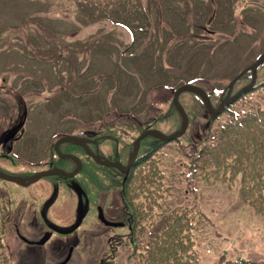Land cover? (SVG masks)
Masks as SVG:
<instances>
[{
    "label": "rangeland",
    "instance_id": "374dc122",
    "mask_svg": "<svg viewBox=\"0 0 264 264\" xmlns=\"http://www.w3.org/2000/svg\"><path fill=\"white\" fill-rule=\"evenodd\" d=\"M262 54L264 0H0V146L12 157L6 159L0 151V166L17 176L48 169L53 160L74 169V164L56 159V142L65 136L84 137L89 140L84 150L73 145L61 152L75 151L84 161L76 183L87 189L95 172L102 186L94 191L95 204L73 236L64 241L54 233L46 247H39L37 242L50 230L41 214L48 198L55 199L49 208L52 221L63 231L76 224L78 199L72 180L50 175L24 188L0 178V241L10 253L3 264H60L71 246L70 264L134 263V249L150 244L179 213L192 221L182 235L192 241L198 264L232 259L264 264V215L243 202L240 181L200 179L195 165L200 158L191 156L202 145L207 127L216 135L228 113L218 118L199 113L198 107L193 109L197 99L185 95L181 103L192 117L184 136L164 143L147 135L140 141L138 152L166 168L164 195L152 190L163 195L157 198L166 211L142 208L155 218L145 217L144 238L136 233L137 241L129 224L115 228L101 223L100 203L109 207L104 210L113 221L125 220L117 196L123 177L117 176L119 168L108 165L100 176L95 159L113 146L118 153L110 157L125 162L143 132L178 131L183 118L173 100L184 84L203 88L218 106L232 81ZM249 75L235 91L251 81ZM261 93L264 86L236 102L234 109L264 107ZM93 138H98L99 149ZM104 175L115 177L114 184L100 180ZM150 191L138 192L144 204ZM17 230L35 243L21 239ZM179 259L188 262L183 255Z\"/></svg>",
    "mask_w": 264,
    "mask_h": 264
},
{
    "label": "trees",
    "instance_id": "16d2710c",
    "mask_svg": "<svg viewBox=\"0 0 264 264\" xmlns=\"http://www.w3.org/2000/svg\"><path fill=\"white\" fill-rule=\"evenodd\" d=\"M246 76L239 82L246 81ZM248 78H251V75ZM214 94L217 95V93ZM185 95L197 99L193 109L198 107L199 113L203 110L207 114L206 106L199 96L193 93H184L182 95L183 98ZM211 99L215 104L216 100L212 97ZM184 106L186 109L191 110L187 102H185ZM151 124V122L145 123L146 127L151 126ZM176 131L175 127H171V130H165L164 132L171 134ZM213 131L211 126L207 127L206 137L202 141L203 147L199 151L197 149L193 155L196 159L200 158V173L202 177L208 182L231 183L240 181L243 202L255 208L259 214L264 215V108L258 107L243 115L232 112L216 135ZM149 145L151 146L152 144ZM5 148L7 147L5 146ZM5 148L0 146L2 157L12 160L10 153L7 152L8 148ZM105 148V153L108 150L107 154L110 153L109 155L114 156V153L117 152L116 147L115 149L113 146ZM101 152L104 153L102 150ZM197 152L198 154L196 155ZM144 157L143 161L137 165L138 170L131 177L132 182L129 183V187L124 191L127 201L129 200L128 202L133 206L137 216L139 214L144 216L141 212L143 206L138 201L140 195L137 193L140 188L151 190L150 192L162 191L164 195V183L162 184V181L164 179L163 175L165 176L166 174L165 170L154 160L146 159L148 158L147 155ZM157 168H159L158 171ZM92 175L91 185L96 188L102 187L99 184L101 181L97 184V174L93 172ZM163 195H160L161 199L164 198ZM150 196L153 199V193ZM134 201L139 204L136 205ZM152 210L153 207L150 206L149 211ZM149 214L150 212H147L145 217H148ZM180 215L181 213L176 216L173 224L168 226L171 221L166 223L161 230L162 232L160 231L150 244L142 246L140 250L137 247L131 257V261L135 257L134 263L130 262V264H198L197 254L193 251L192 241L188 240L185 235H182L184 226L188 223L191 224L192 221L186 222L185 218L182 219ZM133 216H135L134 213ZM9 255L10 253L7 251L5 244L0 241V264H3L5 257L8 260ZM182 255L183 257H187V263L179 259ZM226 264L260 263L240 259L230 260Z\"/></svg>",
    "mask_w": 264,
    "mask_h": 264
},
{
    "label": "water",
    "instance_id": "95a60500",
    "mask_svg": "<svg viewBox=\"0 0 264 264\" xmlns=\"http://www.w3.org/2000/svg\"><path fill=\"white\" fill-rule=\"evenodd\" d=\"M264 63V54L258 59V61L256 63H254L249 69L253 71V74H254V79H253V82L251 83V85H249L248 87L244 88L242 91H240L237 95H235L234 97H230V94L227 96V98L225 100L222 101L221 105L218 107V108H215L211 102V99L210 97L208 96V94L201 88L197 87V86H194V85H186V86H182L180 87L176 93H175V96H174V104L178 107V110L180 111V113L182 114V118H183V123H182V127H181V130L177 133H174L172 135H166L164 134L163 132L159 131V130H147L145 132H143L141 134V136L135 141V144H134V151H133V155L131 157V161L129 163V166L128 167H124L121 163L117 162V163H114V162H111V161H106V162H103L101 160V157L98 155V156H95V159L98 163L102 164V165H108V166H113V167H117V168H120L121 170H128L130 168V166L133 164V161L136 159L137 157V154H138V149H139V146H140V141L146 137L147 135H154L155 137L157 138H160L161 140L163 141H170V140H173V139H177L181 136H183L187 129H188V126H189V117H188V114L185 112V109L183 108L182 104L180 103V100H179V97L181 95L182 92H185V91H191V92H194V93H197L198 95H200L203 99V101L205 102V104L207 105V108L208 110L210 111V113L212 115H218L219 113H221V111L223 110V108L225 107L226 104L232 102L233 100H235L238 96H240V94H242L244 91L250 89L256 82V78H257V69L260 65H262ZM244 73H242L240 76H238L233 82L232 84L230 85V88L232 90L234 84L236 83V81L243 75ZM230 90V92H232ZM66 142H74L78 145H81L83 147H86L87 148V144L85 142V140L83 138H79V137H73V136H70V137H64L62 139H60L57 143H56V146H55V149L56 151H59V145L62 144V143H66ZM62 157L64 158H68V159H73L75 161H77L78 163V169L73 172V173H67L63 170H60L58 168H54V169H51V170H48V171H44V172H41L39 174H36L34 176H31V177H28V178H21V177H16V176H11V175H7L5 173H3L2 171H0V178L4 179V180H7L9 182H13V183H16V184H19V185H22V186H29L35 182H37L38 180H40L41 178L45 177V176H49V175H63L65 177H74L75 175H77L80 171H81V168H82V163L80 161L79 158H77L76 156L74 155H70V154H61ZM94 158V157H93ZM78 194L81 198V193L80 191L78 190ZM82 198H81V203H80V206L79 208H81L82 206ZM84 218V212L81 211L80 212V218H79V223L78 225H80V223L82 222ZM106 224L108 225H112V226H119L118 224H111V223H108L106 222ZM48 240V236L45 237V239H43L42 241L39 242V244H44L46 241ZM70 258V256H69Z\"/></svg>",
    "mask_w": 264,
    "mask_h": 264
},
{
    "label": "flooded vegetation",
    "instance_id": "af4514ba",
    "mask_svg": "<svg viewBox=\"0 0 264 264\" xmlns=\"http://www.w3.org/2000/svg\"><path fill=\"white\" fill-rule=\"evenodd\" d=\"M90 141H93V140H90ZM57 165V164H56ZM126 174L127 173H123V172H117V176L119 177H123V179L125 180V177H126ZM105 177H107V176H105ZM103 178V177H102ZM94 193V191H91V193L90 194H88V193H86V194H84V198H85V203H86V206H87V209H90V206L91 205H94L95 204V201L93 200L94 199V197H93V199H92V194ZM119 197V196H118ZM121 198H119L120 199V201H119V203L121 204V206H122V210H121V212H122V215L124 216V221L123 222H121V221H117V223H124V224H129V226H130V230L131 229H133V225H132V223H133V214L131 213V211H129L128 210V202H127V200L125 199V197H123V196H120ZM55 199H49L48 198V201H46L45 202V204H44V207H45V209L46 210H44V212L43 213H41L42 214V219H43V222H44V225H45V228H48V229H50V230H48V232L49 231H51L52 233H53V235H54V233H56L57 234V232L56 231H52V229H56L57 231H59L60 233H58V234H61V235H63L62 233H64L62 230H61V225H59V224H57L56 222H54V221H52L51 219V217H49V216H51V214L49 213V208L51 207V206H53L54 204H55V201H54ZM104 208H105V210H110L109 209V207H105V205L103 206ZM99 209H102L103 211H104V214H105V217L108 219V220H110L111 222L113 221V219L108 215V213L106 214V211L101 207V206H98L97 207V210H99ZM120 220V219H119ZM47 233V232H46Z\"/></svg>",
    "mask_w": 264,
    "mask_h": 264
},
{
    "label": "bare ground",
    "instance_id": "6f19581e",
    "mask_svg": "<svg viewBox=\"0 0 264 264\" xmlns=\"http://www.w3.org/2000/svg\"><path fill=\"white\" fill-rule=\"evenodd\" d=\"M25 173H27V171H25ZM113 181V179H108V182H112Z\"/></svg>",
    "mask_w": 264,
    "mask_h": 264
}]
</instances>
